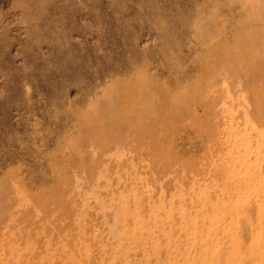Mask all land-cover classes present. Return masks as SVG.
I'll return each instance as SVG.
<instances>
[{"label": "rangeland", "instance_id": "1", "mask_svg": "<svg viewBox=\"0 0 264 264\" xmlns=\"http://www.w3.org/2000/svg\"><path fill=\"white\" fill-rule=\"evenodd\" d=\"M0 264H264V0H0Z\"/></svg>", "mask_w": 264, "mask_h": 264}]
</instances>
